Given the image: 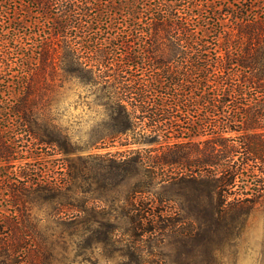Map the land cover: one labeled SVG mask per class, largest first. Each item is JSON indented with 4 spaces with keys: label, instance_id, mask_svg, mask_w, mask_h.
Segmentation results:
<instances>
[{
    "label": "trees",
    "instance_id": "obj_1",
    "mask_svg": "<svg viewBox=\"0 0 264 264\" xmlns=\"http://www.w3.org/2000/svg\"><path fill=\"white\" fill-rule=\"evenodd\" d=\"M56 59L108 89L117 131L159 136L163 181H205L216 217L264 206V0H0V264L32 262L18 212L64 185L37 112Z\"/></svg>",
    "mask_w": 264,
    "mask_h": 264
},
{
    "label": "rangeland",
    "instance_id": "obj_2",
    "mask_svg": "<svg viewBox=\"0 0 264 264\" xmlns=\"http://www.w3.org/2000/svg\"><path fill=\"white\" fill-rule=\"evenodd\" d=\"M53 65L37 112L61 147L48 150L45 178L64 185L18 212L31 232L30 264H264L263 205L216 217L205 181H163L159 165L149 167L161 153L159 136L150 142L139 126L117 131L113 97L99 79L67 74L58 59ZM137 150L142 164L129 159Z\"/></svg>",
    "mask_w": 264,
    "mask_h": 264
}]
</instances>
